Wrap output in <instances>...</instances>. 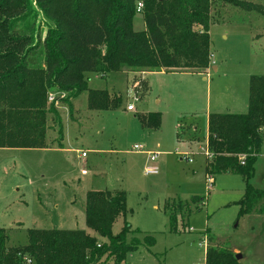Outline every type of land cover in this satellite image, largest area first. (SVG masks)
<instances>
[{
    "label": "rangeland",
    "instance_id": "rangeland-1",
    "mask_svg": "<svg viewBox=\"0 0 264 264\" xmlns=\"http://www.w3.org/2000/svg\"><path fill=\"white\" fill-rule=\"evenodd\" d=\"M239 1L257 7L217 0L211 7V62L218 71L210 66L203 75H153L152 93L138 101L133 78L142 71L124 67L99 74L91 88L103 86L111 98L123 101L106 111L89 109L88 92L73 98L70 91L48 90L46 108L56 112L47 117L48 147L0 148V227L8 231V246L26 244L31 228L93 234L86 224L88 191L123 190L130 209L126 219L138 231L133 236L141 239L124 264H206L210 246L240 255V264H264V214L238 215L244 178L220 173L213 176L212 187L207 182L208 114L232 111L233 81L239 79L247 95L250 77L264 75V11L259 10L264 0ZM29 2L31 14L17 28L37 40V30L43 38L48 20L35 0ZM137 12L134 28L142 31L144 16ZM42 50L34 51L38 61L44 58ZM130 103L135 111L127 110ZM146 103L161 114L159 126L142 122ZM61 127L63 146L58 145ZM153 153L159 154V173L148 175ZM255 167L253 185L264 191V144ZM124 219H117L114 233L121 231ZM148 236L154 238L152 246L145 241Z\"/></svg>",
    "mask_w": 264,
    "mask_h": 264
},
{
    "label": "trees",
    "instance_id": "trees-1",
    "mask_svg": "<svg viewBox=\"0 0 264 264\" xmlns=\"http://www.w3.org/2000/svg\"><path fill=\"white\" fill-rule=\"evenodd\" d=\"M48 20L42 38L18 30L31 14L29 0H0V148H45L47 144L48 90L88 92L91 110L106 111L122 105L106 88H91L93 75L113 74L124 67L138 71L204 72L211 65V7L215 0H35ZM143 1L145 30L134 20ZM224 1L246 8L239 0ZM261 12L264 10L259 8ZM24 28V27H23ZM22 33V34H21ZM43 48V60L34 51ZM137 75V74H136ZM133 86L140 98L150 86L142 75ZM102 78H104L102 76ZM148 127L160 125L161 114L141 116ZM63 128L58 145L62 146ZM264 144V75H252L249 109L245 114L209 116L207 174L234 173L245 180V193L236 203L239 217L264 214V191L252 184L256 162ZM203 203L202 199H195ZM130 209L123 190L87 193L85 230L29 229L27 242L8 246L7 229L0 227V264H124L141 245L127 221ZM123 216L119 233L113 227ZM173 227V219L171 216ZM132 235V236H131ZM131 236V238H130ZM145 241L152 246L154 238ZM206 264H240L231 251L210 246Z\"/></svg>",
    "mask_w": 264,
    "mask_h": 264
},
{
    "label": "crops",
    "instance_id": "crops-1",
    "mask_svg": "<svg viewBox=\"0 0 264 264\" xmlns=\"http://www.w3.org/2000/svg\"><path fill=\"white\" fill-rule=\"evenodd\" d=\"M145 30V29H144ZM143 31V30H142ZM211 67L210 68H213L214 70H217L218 71V69H219V67H218V65L217 64H212V62H211V65H210ZM208 70H209V68L208 69H206L205 71H207L208 72ZM142 74V77L143 78H145V79H147L148 80V82H149V86H150V90H149V93H148V95H146L145 97H147V96H149L150 95V93H152V91H153V87H154V85H153V82H152V79H151V76H153V75H162V77H165V75H167L168 73H182V74H191V75H193V74H198V75H203V72H189V71H181V70H177V71H168V70H165V69H160V70H148V71H143V72H141ZM207 76H208V74H207ZM94 78H97V76L96 77H92L91 78V80H93ZM251 78V77H250ZM101 79H103V78H101ZM238 80L239 79H237L236 81H233L232 82V84H231V93L233 94V93H235L234 94V96H233V99L231 100V103H230V106L233 108L232 109V111L230 112V113H226V114H245V113H247L248 112V109H249V98H248V96H249V92H247V95H246V90H245V87H244V84H243V87L242 88H240V86H239V84H238ZM90 83H91V81H90ZM96 83H100V81H96ZM249 85H250V81H249ZM100 87H102L103 89H104V87L103 86H100ZM134 87V86H133ZM107 89V88H106ZM241 97V98H240ZM240 98V99H239ZM87 99H88V97H87ZM143 99V98H142ZM239 99V100H238ZM148 100V99H147ZM146 99H145V102L147 101ZM242 102H243V104H242ZM155 103L157 104V105H159V104H161V100L159 99V97H156L155 98ZM241 104V105H240ZM146 105H147V107H146V112H143V113H141V116H145V115H148V114H150V113H158V112H156V111H153V110H155V109H152V108H150L149 106H148V103H146ZM128 106V105H127ZM89 107V106H88ZM121 107V106H120ZM119 108V107H118ZM247 110V111H246ZM219 114H225V113H219ZM211 114H208V117H207V133H206V140H207V150H209L208 149V137H209V116H210ZM161 120H162V117H161V119H160V124H161ZM63 142H64V140H62V144H63ZM63 146V145H62ZM209 158V157H208ZM207 161H208V159H207ZM207 165V164H206ZM252 184H253V179H252ZM106 190H108V189H106ZM91 191V190H90ZM89 192V191H88Z\"/></svg>",
    "mask_w": 264,
    "mask_h": 264
},
{
    "label": "built area",
    "instance_id": "built-area-1",
    "mask_svg": "<svg viewBox=\"0 0 264 264\" xmlns=\"http://www.w3.org/2000/svg\"><path fill=\"white\" fill-rule=\"evenodd\" d=\"M143 7H144V4L142 2H139L137 8H138V10L140 12L142 11ZM50 99H51V101H53L54 96L53 95H50ZM140 99H141L140 96L137 94V96L135 97V101H138ZM127 110L128 111H135L136 110L135 105L133 103L128 104ZM135 149L136 150H141L142 147L136 145L135 146ZM206 154H207L208 157H211L212 156V153L209 150H206ZM86 156H87V154L85 152H83L82 153V157H86ZM158 156H159L158 153L150 154V156H149V162L151 164H149L146 167V169H145V173L146 174L153 175V174H158L159 173V167L155 164V162L158 159ZM83 173H86V172L83 171ZM207 182L209 183V186L210 187L213 186L214 179H213V176L211 174H208V176H207ZM26 261H27V264H32V260L31 259L26 258Z\"/></svg>",
    "mask_w": 264,
    "mask_h": 264
},
{
    "label": "water",
    "instance_id": "water-1",
    "mask_svg": "<svg viewBox=\"0 0 264 264\" xmlns=\"http://www.w3.org/2000/svg\"><path fill=\"white\" fill-rule=\"evenodd\" d=\"M236 258L239 259V258H241V256L240 255H237Z\"/></svg>",
    "mask_w": 264,
    "mask_h": 264
}]
</instances>
